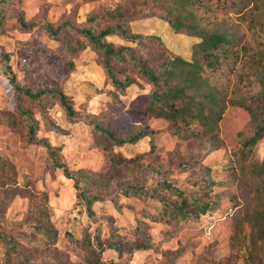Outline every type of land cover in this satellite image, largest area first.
<instances>
[{
	"label": "rangeland",
	"instance_id": "rangeland-1",
	"mask_svg": "<svg viewBox=\"0 0 264 264\" xmlns=\"http://www.w3.org/2000/svg\"><path fill=\"white\" fill-rule=\"evenodd\" d=\"M10 1L2 8L6 22L0 27V52L10 56L9 62L0 60V115L16 112L15 75L33 89L54 87L71 96L82 117L75 123L68 120L56 99L45 100L47 117L66 133L50 131L38 106L31 101L26 105L40 122L37 138L58 147L59 162L71 171L84 170L93 182L91 190L105 196L93 204L94 215L90 216L78 200L74 179L63 169L51 167L48 149L42 143H26L18 126L0 121V210L7 232L13 233L31 261L264 264V138L251 150L243 147L241 134L250 116L239 104L261 88L259 65L253 56L264 61V0H203L201 7L182 11L183 19L197 23L200 29H220L236 39L234 48L219 56L221 67L213 71L203 63L199 72L219 100L213 107L217 117L214 139L219 147L209 154L205 150L211 137L202 123L191 120L176 125L147 113L153 88L149 83L130 73L136 83L119 92L95 50L88 47L72 56L46 28L66 22L80 26L92 11L122 4L133 32L156 37L163 44L150 40L143 47L135 45L140 54L156 63L171 56L188 60L198 39L175 33L161 18L171 0L156 5L127 0ZM151 10L158 15L150 16ZM17 16L40 25L23 32L15 21ZM63 33L75 37L70 28ZM109 41L115 46L127 43L118 36ZM188 71L181 72L182 76ZM87 119L110 127L121 137L136 126L158 132L133 145L115 146L100 138ZM208 178L213 184L204 187ZM136 179L156 188L157 195L177 202L176 195L160 188L167 180L185 192L203 195L211 208L198 219H183L173 218L158 198L142 200L118 193L117 204L110 199L117 183L126 185ZM34 223L55 236L34 229ZM114 234L130 242L145 240L149 249L119 253L107 244ZM5 251L0 241V264H4Z\"/></svg>",
	"mask_w": 264,
	"mask_h": 264
},
{
	"label": "trees",
	"instance_id": "trees-1",
	"mask_svg": "<svg viewBox=\"0 0 264 264\" xmlns=\"http://www.w3.org/2000/svg\"><path fill=\"white\" fill-rule=\"evenodd\" d=\"M127 1L156 5L162 0ZM10 3V0H0V27H3L6 22L2 8ZM202 3L203 0H171V5L161 15V18L169 23L175 33L186 34L189 37L198 39L193 44L192 58L188 60L181 56H171L161 63H156V60H150L140 54L135 45L143 47L144 43L150 40L161 46L163 44L156 37L133 32L125 20L127 8L122 4L115 8H100L98 11H92L88 15L87 21L80 26L66 22L56 28L48 24L46 28L53 39L62 41L67 52L72 56L77 51L88 47L95 50L108 78L119 92L124 93L136 83L130 73L139 75L140 78L149 83L153 88L150 92V104L147 113L151 112L164 117L176 125L179 122L189 124L191 120H198L202 123L211 137L205 150V154H209L219 147L214 139L217 117L213 108L214 105L219 104V100L210 89V86L201 79L199 72L202 70L203 63L213 71L221 67L222 60L219 56H226L234 48L236 39L227 32H221L220 29L203 30L200 29L197 23L183 19L181 16L183 10H187V7L199 8ZM149 14L150 16L158 15L152 10L149 11ZM15 21L23 32H29L40 25L37 21H26L23 16H17ZM66 28H70L75 37L63 33V29ZM113 36H118L127 43L115 46L113 42L109 41V38ZM0 60L9 62L10 56L7 53L0 52ZM253 61H257L256 64L259 65L258 82L261 88L259 92L250 95L242 103H239L250 116L249 124L241 134L243 147L248 150H251L264 138V61L262 59L258 60L256 55L253 56ZM187 70L189 71L185 76H182L181 72ZM12 84L16 93V112L7 116L0 115V121L9 126H18L24 133L26 143H42L48 149L52 159V161L50 160L51 167L63 169L68 177L74 179L78 200L86 207L88 214L93 216V204L103 200L105 196L91 190L93 182L89 181V177L85 175L84 170L71 171L65 164L59 162L58 147L51 145L47 140L41 141L37 138L40 122L34 115L33 110L26 105V101H31L38 106L45 125L50 131L66 133L67 131L47 117L45 100L48 97L56 99L65 111L68 120L75 123L81 120L82 117L80 112L76 110L71 96L54 87L33 89L20 83L16 75L12 78ZM86 121L94 125L100 138H104L108 144L115 146L133 145L145 137L156 135L158 132L149 126H136L128 135L121 137L116 135L110 127H103L94 120L87 119ZM173 128L175 129V126ZM175 133L178 136L181 134L179 130H176ZM3 167L10 174L11 171L6 163L3 164ZM140 175L143 177L144 173L141 172ZM212 184L210 178L203 181L204 187ZM160 188L176 195L177 202H171L165 196L157 195L158 190L145 185L142 179H136L126 185L117 183L115 194L110 199L117 204L118 193L142 200L158 198L164 204V208L170 210L173 218L183 219H198L200 215L206 214L211 208L210 201L205 199L203 195L197 192H185L167 180L162 181ZM2 213L0 210V241L5 243L6 250L3 258L4 264H34L31 261L30 254L23 249L13 233L7 232ZM32 225L34 229L49 237L55 236L37 223ZM140 225L144 224L140 223L138 227L141 228L142 235L147 236L146 230ZM107 244L109 248L119 253L149 249L148 242L145 240L130 242L118 234H114ZM52 261L53 259L48 258L44 264H52Z\"/></svg>",
	"mask_w": 264,
	"mask_h": 264
}]
</instances>
